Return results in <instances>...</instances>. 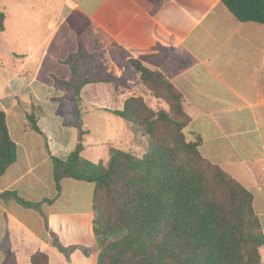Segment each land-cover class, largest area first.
<instances>
[{
  "label": "crops",
  "instance_id": "0c3cea01",
  "mask_svg": "<svg viewBox=\"0 0 264 264\" xmlns=\"http://www.w3.org/2000/svg\"><path fill=\"white\" fill-rule=\"evenodd\" d=\"M0 13V110L17 146L0 178V264L7 249L18 264L39 253L49 264H97L95 185L64 179L56 197L52 157L83 142L82 156L106 165L113 112L131 97L153 108L130 59L182 94L187 139H201V153L253 194L264 219V25L239 21L223 0H2ZM89 118L109 124L94 139L101 152L86 139Z\"/></svg>",
  "mask_w": 264,
  "mask_h": 264
},
{
  "label": "trees",
  "instance_id": "16d2710c",
  "mask_svg": "<svg viewBox=\"0 0 264 264\" xmlns=\"http://www.w3.org/2000/svg\"><path fill=\"white\" fill-rule=\"evenodd\" d=\"M223 3L239 21L264 25V0ZM130 65L150 95L168 105L155 110L143 97H131L113 112L134 137L147 140V152L139 157L110 147L105 165L84 158L81 142L66 159L52 157L56 197L64 179L95 185L97 264H263L264 231L253 194L201 153L200 138L187 139L191 118L174 85L136 59ZM28 120L40 132L34 117ZM16 160L17 146L0 110V178ZM13 195L24 206H36ZM3 264H18L9 249ZM31 264H49V258L39 253Z\"/></svg>",
  "mask_w": 264,
  "mask_h": 264
},
{
  "label": "rangeland",
  "instance_id": "374dc122",
  "mask_svg": "<svg viewBox=\"0 0 264 264\" xmlns=\"http://www.w3.org/2000/svg\"><path fill=\"white\" fill-rule=\"evenodd\" d=\"M2 0H0L1 3ZM4 42L3 36L0 35V43ZM5 66H10L12 64V57L5 50L3 51ZM4 71V70H2ZM5 73V72H4ZM151 106L155 109H166V103L160 100H156L152 98ZM87 124L92 129V133L86 134V139L90 143L91 146H97L100 149V152L103 151L102 148L99 147L97 143L94 142V139L102 138L105 135V131L103 126H108V122L105 119H87ZM114 130L112 131V146L120 148L122 150L128 151L136 156L141 157L143 154L147 152L148 143L145 138H141L140 136L134 137L132 133H130L127 129V124L122 118L115 119ZM186 130V129H185ZM186 134V133H185ZM141 138V139H140ZM101 156V155H99ZM257 208L260 209L264 207V205L257 202ZM261 223L263 224L264 231V219H262ZM263 256V264H264V248L261 250Z\"/></svg>",
  "mask_w": 264,
  "mask_h": 264
}]
</instances>
